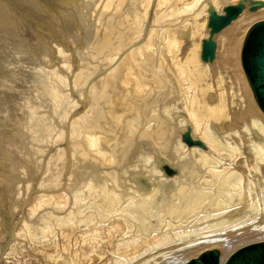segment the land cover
I'll use <instances>...</instances> for the list:
<instances>
[{
	"label": "bare ground",
	"instance_id": "6f19581e",
	"mask_svg": "<svg viewBox=\"0 0 264 264\" xmlns=\"http://www.w3.org/2000/svg\"><path fill=\"white\" fill-rule=\"evenodd\" d=\"M31 1L0 40V264H224L264 242V113L241 62L264 0L206 62L210 10L243 0Z\"/></svg>",
	"mask_w": 264,
	"mask_h": 264
},
{
	"label": "water",
	"instance_id": "95a60500",
	"mask_svg": "<svg viewBox=\"0 0 264 264\" xmlns=\"http://www.w3.org/2000/svg\"><path fill=\"white\" fill-rule=\"evenodd\" d=\"M264 7V2H251V11ZM245 9V0L238 6L226 9L225 17L219 16L214 9L210 10V37L203 43V61H212L215 56L216 43L214 36L237 19ZM244 74L252 89L255 100L264 113V20L253 25L248 31L241 53ZM184 140L191 142L189 134ZM185 264H221L220 253L216 250L208 251L198 258ZM224 264H264V242L248 245L233 255Z\"/></svg>",
	"mask_w": 264,
	"mask_h": 264
},
{
	"label": "rangeland",
	"instance_id": "374dc122",
	"mask_svg": "<svg viewBox=\"0 0 264 264\" xmlns=\"http://www.w3.org/2000/svg\"><path fill=\"white\" fill-rule=\"evenodd\" d=\"M8 0H1L0 1V29H1V31H0V40H2V41H6V40H9V39H11V38H13V37H15L16 36V34H12V32L13 33H16V31L14 32V30H16V28L17 27H20L18 24H17V19H16V15L18 16V15H22L24 12L23 11H21L19 8H21L22 7V10H23V8L26 10V11H28L27 9H31L32 7L34 8L35 7V4L31 1V0H14V2L16 3H19V4H17L16 3V5H18V6H20V7H18V9L20 10L19 12L18 11H16V13L15 12H13L14 11V9H11V4L9 3L10 2V0L7 2ZM26 1V2H25ZM6 2V3H5ZM22 2V3H21ZM28 2H30L29 4H27L26 5V3H28ZM32 2V3H31ZM4 3V4H3ZM24 4H25V6H24ZM32 6V7H31ZM31 7V8H30ZM9 12H7V11ZM11 10V11H10ZM11 14V15H10ZM12 14H14L13 15V18H14V20H12L13 18H12ZM25 16H27V14H24ZM10 16V17H9ZM18 17H21V16H18ZM17 17V18H18ZM17 20V21H16ZM5 21V22H4ZM42 21H44V20H42ZM7 22V23H6ZM45 22H42L41 24H44ZM5 24V25H4ZM10 24V25H9ZM44 25H46V23L44 24ZM10 29V30H9ZM7 31V32H6ZM3 32H4V34H3ZM6 32V33H5ZM10 32V33H9ZM9 33V34H8ZM12 34V35H11ZM8 36V37H7ZM2 104H5L4 102L2 103ZM7 109H9V108H7ZM3 170V169H2ZM0 174H2L1 172H0ZM6 186V185H5ZM5 186H3V189H5V190H7L6 192L7 193H9L10 191L8 190V188H7V186L5 187ZM4 194V193H3ZM3 194H2V192H1V190H0V204L1 203H3L4 204V206H5V203L3 202ZM4 206H0V208L1 207H4Z\"/></svg>",
	"mask_w": 264,
	"mask_h": 264
}]
</instances>
